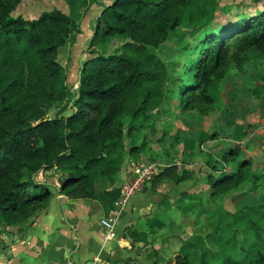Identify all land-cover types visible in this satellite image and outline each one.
<instances>
[{
  "label": "trees",
  "instance_id": "obj_1",
  "mask_svg": "<svg viewBox=\"0 0 264 264\" xmlns=\"http://www.w3.org/2000/svg\"><path fill=\"white\" fill-rule=\"evenodd\" d=\"M19 1L0 0V218L13 222L31 217L50 199L51 184L35 177L42 170H62L57 174L62 193L114 199L118 189L105 188L123 160L125 137L127 152L135 157L146 147L145 133L135 142L137 132L151 123L150 113L164 99L175 95L183 108L205 113L213 101L208 87L230 61L252 49L264 52V0H255L253 11L236 10L228 22L201 30L170 93L164 88L167 67L151 48L179 27L207 24L219 0H92L102 8L93 19L90 43L114 35L121 42L107 53L89 49L78 61V85L71 89L65 79L73 57L64 66L58 51L79 31L78 10L87 9V0H66L68 11L51 7L35 17L13 15ZM66 98L56 115H47L53 99ZM173 168L154 176L165 177ZM173 177L181 181L187 171ZM241 179L238 171L222 172L211 181L212 195ZM98 180L102 190H96ZM262 198L252 209L259 216L242 231L252 230L255 239L264 234V193ZM211 236L214 242L218 238ZM187 243L173 264H209L211 248L203 241L198 247ZM219 264H264V250H254L247 263L229 253Z\"/></svg>",
  "mask_w": 264,
  "mask_h": 264
},
{
  "label": "rangeland",
  "instance_id": "obj_2",
  "mask_svg": "<svg viewBox=\"0 0 264 264\" xmlns=\"http://www.w3.org/2000/svg\"><path fill=\"white\" fill-rule=\"evenodd\" d=\"M254 1L219 0V5L207 24H200L191 30L188 27H179L157 47L151 48L167 67L168 77L164 88L168 92L171 93L175 87L177 74L183 63L191 56V45L196 41L201 30L207 25L214 28L228 22L229 16H232L236 10L253 11ZM87 2V9L78 10L80 26L75 38L61 46L58 51V59L64 66L67 65L69 56L73 57L70 66L66 67L65 79L71 89H75L78 85V61L88 56L89 49L98 47L107 53L121 42V37L114 35L90 43L93 19L102 5L93 3L92 0ZM51 7L69 10L66 0H20L12 14L35 17L43 9ZM208 92L213 97V101L205 113L198 108H183L175 95L164 99L150 113L151 123L139 129L135 142H140L142 134L145 133L146 147L170 146L181 150L183 146V149L191 153L187 156L185 151H182V155H179L180 158L182 157L180 160L190 159L193 162L191 169L193 186L196 190L186 192L180 200L194 210L185 218L186 233L184 234L196 230L204 237H208L207 241L213 239L211 235L218 237L213 242L212 250L215 254L206 257L209 264H219L229 253L242 258L244 263H247L254 250L257 248L264 250V234L263 238L255 239L252 230L249 231V235L242 233L245 223L259 216L254 214L252 209L258 202L263 201L264 193V52L252 49L242 52L239 60L232 59L224 75L209 85ZM66 102H68L67 98L53 99L47 115H56ZM127 139L124 138L125 146L130 144ZM227 150H231L228 155L225 154L228 153ZM149 151L147 149L142 155L158 162L163 171H166V167L172 163L171 160L176 155L169 150L174 155L169 159L164 158L168 163H163ZM181 170L182 167L177 170L176 168L167 170L166 176L172 178L174 174H180ZM61 171L59 168L42 170L35 177L37 180H44L51 186H56L57 174ZM228 171L242 173V179L229 184L218 195H212L211 181L215 176ZM159 178L155 177L153 180L157 181ZM99 182L101 181L98 180ZM103 187L101 183V188ZM51 190L55 191V188ZM104 205L110 206L111 201L107 200ZM214 208L218 209L214 210ZM237 211L243 212L245 216L237 218L235 216ZM220 213L223 218L219 221L217 216ZM30 218L15 222L0 218V237L2 233L7 234L27 223ZM259 219L261 220V216ZM208 222L213 228L211 231ZM195 258L201 259L199 252L196 253Z\"/></svg>",
  "mask_w": 264,
  "mask_h": 264
},
{
  "label": "crops",
  "instance_id": "obj_3",
  "mask_svg": "<svg viewBox=\"0 0 264 264\" xmlns=\"http://www.w3.org/2000/svg\"><path fill=\"white\" fill-rule=\"evenodd\" d=\"M128 147L124 146L123 160L105 189L115 187L119 193L121 182L130 175L132 162L144 156L147 149L163 163H168L164 158L176 154L169 166L176 170L182 167L181 172L186 170L187 177L178 181L160 176L155 181L154 176L147 181L122 210L113 238H105L104 233L114 199L69 195L60 192L58 184L52 185L55 191L52 190L50 199L27 223L1 234L4 238L0 237V264H173L174 256L187 250L188 241L194 243L191 247H198L203 241L214 249L213 239L207 241L208 237L201 232L195 230L184 234L185 218L194 210L180 200L186 192L196 190L191 169L193 162L180 160L179 155L182 151L187 156L191 153L183 146L181 150L170 146H147L134 158L128 154ZM161 171L159 167L155 175ZM101 183L95 182L96 190L104 188ZM107 200L111 201L108 207L104 205ZM207 224L211 231V223Z\"/></svg>",
  "mask_w": 264,
  "mask_h": 264
},
{
  "label": "built area",
  "instance_id": "obj_4",
  "mask_svg": "<svg viewBox=\"0 0 264 264\" xmlns=\"http://www.w3.org/2000/svg\"><path fill=\"white\" fill-rule=\"evenodd\" d=\"M160 164L145 156L136 158L130 167V175L119 186V193L113 200V209L106 222L105 238L116 236L115 226L122 210L127 206L131 196L142 190L146 182L151 180L159 171Z\"/></svg>",
  "mask_w": 264,
  "mask_h": 264
}]
</instances>
